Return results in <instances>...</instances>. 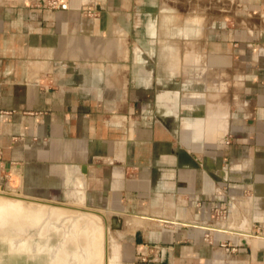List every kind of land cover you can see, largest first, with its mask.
<instances>
[{"label": "crops", "instance_id": "0c3cea01", "mask_svg": "<svg viewBox=\"0 0 264 264\" xmlns=\"http://www.w3.org/2000/svg\"><path fill=\"white\" fill-rule=\"evenodd\" d=\"M52 1L0 0V184L124 264H264V0Z\"/></svg>", "mask_w": 264, "mask_h": 264}, {"label": "rangeland", "instance_id": "374dc122", "mask_svg": "<svg viewBox=\"0 0 264 264\" xmlns=\"http://www.w3.org/2000/svg\"><path fill=\"white\" fill-rule=\"evenodd\" d=\"M211 3L215 8L227 4ZM227 6L232 8L230 2ZM101 215L30 194L17 179L5 180L0 184V264H124ZM60 253L64 257L58 259Z\"/></svg>", "mask_w": 264, "mask_h": 264}, {"label": "built area", "instance_id": "2783aa9c", "mask_svg": "<svg viewBox=\"0 0 264 264\" xmlns=\"http://www.w3.org/2000/svg\"><path fill=\"white\" fill-rule=\"evenodd\" d=\"M51 5H53L54 7H58V8H61V9H68V3L67 2H61V1H58V0H54L52 1ZM222 217H228L229 216V209L228 208H223V211H222Z\"/></svg>", "mask_w": 264, "mask_h": 264}, {"label": "water", "instance_id": "95a60500", "mask_svg": "<svg viewBox=\"0 0 264 264\" xmlns=\"http://www.w3.org/2000/svg\"><path fill=\"white\" fill-rule=\"evenodd\" d=\"M109 227L112 231H119L122 229V221L121 219L117 216L114 215L110 219V224Z\"/></svg>", "mask_w": 264, "mask_h": 264}, {"label": "bare ground", "instance_id": "6f19581e", "mask_svg": "<svg viewBox=\"0 0 264 264\" xmlns=\"http://www.w3.org/2000/svg\"><path fill=\"white\" fill-rule=\"evenodd\" d=\"M15 193H16V192H15ZM13 196H15V195H13ZM16 196H17V194H16ZM18 197H19V196H18ZM20 203H21V205L19 204V206H20L19 208H22V207H21V206H22V202H20ZM16 206H17V205H16ZM23 206H24V205H23ZM19 210H20V209H19ZM20 212H21V211H20ZM54 212H56V210H54ZM43 214H44V213H43ZM54 214H60V213L57 212V213H54ZM77 222H78V221H77ZM93 237H94V236H93ZM93 239H94V238H93ZM95 241H96V240H95ZM94 243H95V242H94ZM99 247H100V246H99ZM60 249H61V248H60ZM63 250H64V249H63ZM61 251H62V250H61ZM94 251H95V250H94ZM91 252H92V251H91ZM62 253H63V252H62ZM62 253L59 254L60 257L58 256V257H59L58 259L64 257V256H63L64 253H63V254H62ZM94 255H95V253H94ZM81 256H82V255H81ZM96 256H97V255H96ZM90 257H91V256H90ZM100 258H101V257H100Z\"/></svg>", "mask_w": 264, "mask_h": 264}]
</instances>
